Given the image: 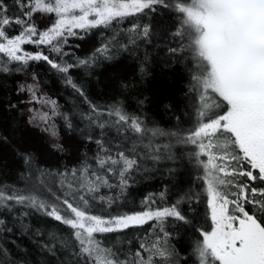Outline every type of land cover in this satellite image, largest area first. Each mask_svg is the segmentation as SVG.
Wrapping results in <instances>:
<instances>
[{
  "label": "trees",
  "instance_id": "trees-1",
  "mask_svg": "<svg viewBox=\"0 0 264 264\" xmlns=\"http://www.w3.org/2000/svg\"><path fill=\"white\" fill-rule=\"evenodd\" d=\"M5 2L10 15H20L14 0ZM176 17L171 8L156 6L153 12L145 10L110 27L76 29V35L65 34L66 43L60 44L63 54L52 51L51 45H22L23 52L43 53L57 63L76 65L67 74L57 72L43 60L27 65L10 62L11 71H0V187L37 196L47 205L57 206L62 215L65 199L85 208L80 200L84 196L87 211L104 219L148 208L163 209L179 202L178 210L188 223L167 217L164 231L159 221L152 220L94 234L102 247L129 261L137 259L135 253L139 251L145 258L152 255L153 264H197L193 249L202 239L199 230H210L203 171L191 156L195 146L178 144L168 136L141 138L127 124H117V116L109 115L113 108H119L127 117L138 118L147 129L181 134L196 126L199 93L191 90L195 61L189 53L177 59L167 51L180 42L171 35L178 26ZM55 19L54 14L33 16L40 31L48 29ZM133 24L151 26L150 42L128 44L127 30ZM8 31L18 34L19 27ZM105 44H109L108 53H97ZM121 44H128L127 49ZM90 58L89 65L78 64ZM5 60L0 54V66ZM65 75L83 95L67 83ZM22 85H34L39 100H33L26 89L20 91ZM43 100L55 101L57 114L53 115L52 106ZM44 112L50 117L47 123L31 119ZM100 123L105 125L103 129L98 127ZM46 127L54 128L58 135L52 137ZM149 143L151 148H146ZM120 151L136 160L125 171L123 183L119 175L122 161L111 165L112 171L107 170L110 165L101 168L98 163L108 155L117 157ZM25 156L31 157L29 164L24 162ZM85 166L87 172L83 171ZM93 186L98 191L90 192ZM255 186H260L258 181ZM149 197L155 203H145ZM11 203L10 211L0 208L4 221L0 225V264H76L73 229L47 216L43 209ZM245 207L251 210V205ZM164 232L169 235L165 237ZM142 244L147 250L141 248ZM153 244L167 248L171 256L165 259L154 255Z\"/></svg>",
  "mask_w": 264,
  "mask_h": 264
},
{
  "label": "snow or ice",
  "instance_id": "snow-or-ice-1",
  "mask_svg": "<svg viewBox=\"0 0 264 264\" xmlns=\"http://www.w3.org/2000/svg\"><path fill=\"white\" fill-rule=\"evenodd\" d=\"M14 5L20 15H10L5 0H0V54L6 57L0 66L2 72L12 70L8 67L10 62L27 65L29 61L43 60L57 72L67 74L76 65L57 63L43 53L21 54L22 45H51L52 51L63 54L60 44L66 43V33L76 35L73 29L110 27L113 22L119 23L127 17L143 14L145 10L153 12L156 6L171 8L177 14L178 26L171 35L178 37L180 42L177 47H168L167 51L177 59L189 53L195 61L191 90L199 93L196 126L181 134L147 129L138 118L127 117L119 108H113L109 115L117 116V124H127L141 138L168 136L178 144L195 146L196 151L191 156L203 171L201 179L206 185L211 221L210 230H199L202 239L193 249L197 264H264V0H14ZM37 13L54 14L55 22L40 31L33 21ZM17 26L18 34L10 35L8 30L15 31ZM127 31L128 44H135L137 40L150 42V25L133 24ZM112 40H116V36ZM128 44L120 47L127 49ZM108 51L109 44L97 49L101 55ZM91 62L90 58L80 60L78 64L87 66ZM65 79L80 92L70 77L65 75ZM25 89L32 93L33 100H39L34 85H22L20 91ZM41 102L50 104L52 114H57L55 101ZM31 119L47 123L50 117L44 112ZM98 127L103 129L105 125L100 123ZM44 130L52 137L58 135L54 128ZM54 146L62 150L61 145ZM145 147L151 148V144ZM121 161L124 167L119 175L123 183L124 173L136 164L135 159L120 151L117 157L108 155L98 163L101 168L110 165L107 170L112 171L111 165ZM24 162L29 164L31 157L25 156ZM83 171H88L87 166ZM257 181L260 186H255ZM89 191H98V187H90ZM80 200L85 208L65 199L66 209L62 215L57 206L47 205L37 196L21 195L0 187V208L10 211L11 202H14L43 209L47 216L74 230L72 235L76 244L72 254L78 258L76 264L81 260L83 264H153L152 255L145 258L139 251L133 261L120 259L117 252L102 247L94 234L111 233L152 220L159 221L160 230L164 231L162 225L167 217L189 222L178 210L179 202L163 209L148 208L131 215L104 219L87 211L88 200L84 196ZM149 201L155 203L151 197L145 203ZM245 205H251V210ZM3 224L0 219V225ZM168 235L164 232L165 237ZM141 248L147 250L143 244ZM152 249L154 255L165 259L171 256L167 248L161 249L157 244H153Z\"/></svg>",
  "mask_w": 264,
  "mask_h": 264
},
{
  "label": "rangeland",
  "instance_id": "rangeland-1",
  "mask_svg": "<svg viewBox=\"0 0 264 264\" xmlns=\"http://www.w3.org/2000/svg\"><path fill=\"white\" fill-rule=\"evenodd\" d=\"M73 30H76V29H73ZM24 52H23V50H22V52H21V54H23ZM131 226H135V225H131Z\"/></svg>",
  "mask_w": 264,
  "mask_h": 264
}]
</instances>
